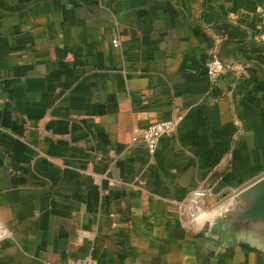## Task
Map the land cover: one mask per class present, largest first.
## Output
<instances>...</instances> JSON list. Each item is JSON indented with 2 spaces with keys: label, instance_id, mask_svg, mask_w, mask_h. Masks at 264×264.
Segmentation results:
<instances>
[{
  "label": "crops",
  "instance_id": "0c3cea01",
  "mask_svg": "<svg viewBox=\"0 0 264 264\" xmlns=\"http://www.w3.org/2000/svg\"><path fill=\"white\" fill-rule=\"evenodd\" d=\"M263 27L264 0H0V264H264L208 229L264 175Z\"/></svg>",
  "mask_w": 264,
  "mask_h": 264
},
{
  "label": "water",
  "instance_id": "95a60500",
  "mask_svg": "<svg viewBox=\"0 0 264 264\" xmlns=\"http://www.w3.org/2000/svg\"><path fill=\"white\" fill-rule=\"evenodd\" d=\"M209 222L214 237L253 243L264 253V175L217 205Z\"/></svg>",
  "mask_w": 264,
  "mask_h": 264
},
{
  "label": "built area",
  "instance_id": "2783aa9c",
  "mask_svg": "<svg viewBox=\"0 0 264 264\" xmlns=\"http://www.w3.org/2000/svg\"><path fill=\"white\" fill-rule=\"evenodd\" d=\"M257 42L259 45L264 47V27L259 31L257 37ZM113 45L117 44V41H112ZM225 70V64L222 59L219 57L216 50L211 52L208 60L206 61V75L209 80H216ZM179 119V118H177ZM177 119H162L150 123L145 128H143L140 140L143 142L144 146L148 153H154L158 139L161 135L171 133L175 127ZM138 138L133 136L132 140H137ZM206 194V191H193L192 199L197 201L199 198L203 197ZM65 264H95L93 259L89 256L83 257L74 262H69Z\"/></svg>",
  "mask_w": 264,
  "mask_h": 264
}]
</instances>
